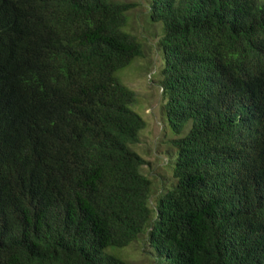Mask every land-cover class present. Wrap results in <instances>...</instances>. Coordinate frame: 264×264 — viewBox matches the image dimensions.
<instances>
[{
  "label": "trees",
  "instance_id": "obj_1",
  "mask_svg": "<svg viewBox=\"0 0 264 264\" xmlns=\"http://www.w3.org/2000/svg\"><path fill=\"white\" fill-rule=\"evenodd\" d=\"M135 3L0 0V264H264V0H149L174 186L154 201L123 31Z\"/></svg>",
  "mask_w": 264,
  "mask_h": 264
},
{
  "label": "rangeland",
  "instance_id": "obj_2",
  "mask_svg": "<svg viewBox=\"0 0 264 264\" xmlns=\"http://www.w3.org/2000/svg\"><path fill=\"white\" fill-rule=\"evenodd\" d=\"M111 1L136 4L128 13L127 26L123 31L136 36L142 43V57L119 71L116 77L136 93V103L132 109L146 124L139 135V143L131 148L146 161L142 173L151 181V201H154L155 197L174 186L172 173L175 158L171 142L180 137L170 131L164 111L161 81L165 59L160 46L161 24H153L149 20V0ZM146 245V237H141L128 247L109 248L108 253L129 264H151L148 254L142 250V246Z\"/></svg>",
  "mask_w": 264,
  "mask_h": 264
}]
</instances>
